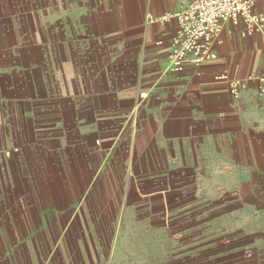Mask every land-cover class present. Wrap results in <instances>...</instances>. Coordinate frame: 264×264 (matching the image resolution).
Returning a JSON list of instances; mask_svg holds the SVG:
<instances>
[{"label": "crops", "instance_id": "crops-1", "mask_svg": "<svg viewBox=\"0 0 264 264\" xmlns=\"http://www.w3.org/2000/svg\"><path fill=\"white\" fill-rule=\"evenodd\" d=\"M192 1L0 0V264H264L217 223L264 214V32L174 73Z\"/></svg>", "mask_w": 264, "mask_h": 264}, {"label": "built area", "instance_id": "built-area-1", "mask_svg": "<svg viewBox=\"0 0 264 264\" xmlns=\"http://www.w3.org/2000/svg\"><path fill=\"white\" fill-rule=\"evenodd\" d=\"M258 2L264 3V0H193L179 13L160 17L149 14L148 19L150 22L167 23L174 20L177 23L171 64L172 72L180 73L188 64L200 67L217 59L216 47L228 22L242 21L246 36L261 35L264 32V14L256 12ZM218 79L229 80V77L223 75ZM239 89V84H232L235 97Z\"/></svg>", "mask_w": 264, "mask_h": 264}, {"label": "rangeland", "instance_id": "rangeland-1", "mask_svg": "<svg viewBox=\"0 0 264 264\" xmlns=\"http://www.w3.org/2000/svg\"><path fill=\"white\" fill-rule=\"evenodd\" d=\"M254 211V208L249 209L248 214L242 216L238 213L228 214L220 218L217 223L223 224L226 228L230 227L233 231L232 234L237 235L238 233H234V230L240 226L251 232L253 236L249 237L247 242H242L241 247H245L241 248V250L247 251L248 255L252 256L254 260L257 257L259 261L260 258L264 260V214L255 216L253 214ZM160 234V232H153L152 247L150 250L147 247L137 249V256H141L143 260V256L147 257L148 251H150L152 264H160L167 257L170 258V256L174 255L176 253L175 247L164 248L160 246Z\"/></svg>", "mask_w": 264, "mask_h": 264}]
</instances>
